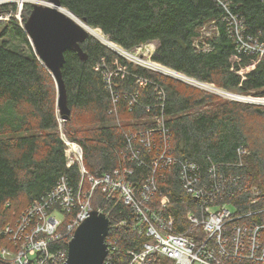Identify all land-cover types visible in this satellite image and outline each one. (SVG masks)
Returning a JSON list of instances; mask_svg holds the SVG:
<instances>
[{"label":"trees","instance_id":"trees-1","mask_svg":"<svg viewBox=\"0 0 264 264\" xmlns=\"http://www.w3.org/2000/svg\"><path fill=\"white\" fill-rule=\"evenodd\" d=\"M232 1L231 10L245 22L247 34L264 42V0ZM60 2L66 12L85 19L95 35L131 59L141 62L131 52L156 44L152 61L143 59L145 65L176 77L183 74L225 92L264 98V59L239 52L227 15L213 0ZM18 10L14 3L0 6V15H12L0 21V230L51 192L61 177L69 178L74 188L79 186L80 169L78 165L67 167L62 133L82 146L88 172L101 177L121 166L127 136L153 127L146 119L156 116L165 118L176 157L197 163L203 176L213 163L221 165L220 174L247 176L262 190L255 208H264V106L231 101L142 67L90 36L81 45L86 61L77 53H65L63 79L71 119L60 122L55 80L23 28L33 5L24 4L23 24L16 17ZM207 26L213 30L206 36ZM99 64L116 72L113 80L118 92L138 94L148 110L129 106L122 96L115 113L103 75L96 70ZM134 146L140 145L134 142ZM241 147L248 152L243 167L239 166ZM132 167L130 179L140 187L151 170ZM158 182V196L171 199L178 232L184 233L187 214L198 203L185 195L176 171L166 173L165 179L159 177ZM249 197L224 200L243 213L251 210ZM94 202V207L109 209L111 228L106 241L112 240L118 248L112 263L128 264L127 252L139 251L146 241L133 230V210L109 202L101 189ZM123 222L126 226L120 225ZM159 264L172 263L163 260Z\"/></svg>","mask_w":264,"mask_h":264},{"label":"built area","instance_id":"built-area-1","mask_svg":"<svg viewBox=\"0 0 264 264\" xmlns=\"http://www.w3.org/2000/svg\"><path fill=\"white\" fill-rule=\"evenodd\" d=\"M213 1L225 11L231 38L237 42L239 52L263 60L264 42L247 34L243 19L231 10L233 1ZM96 70L103 75L113 98L115 113L122 96L129 106L148 110L139 101L138 94L118 92L113 80L116 72L107 64H99ZM223 95L233 101L264 106V98L234 93ZM151 119L153 127L127 136V153L123 154L121 166L101 177L88 172L82 146L62 133L67 148V167L78 165L80 169L79 186L74 188L69 178L61 177L51 192L1 229L0 264H65L69 243L85 219L94 212L109 218L107 207L93 206L98 189L109 202L116 201L133 210V230L146 239L139 251L127 252L128 264H159L163 260L172 264H264V208H255L262 196L261 188L250 183L245 175L220 174V164L213 163L207 176H203L197 163L174 155L165 118L156 116ZM134 142L140 146L135 147ZM247 154L244 147L238 150L240 167H243V158ZM126 161L137 168H150L151 174L140 187L131 181L134 169ZM171 171L177 172L185 195L198 203L196 210L187 214L188 227L184 233L178 232L171 199L161 193L158 196V178L165 179L166 173ZM234 196H250L251 210L241 213L231 208L224 199ZM57 215H61L62 220ZM260 218L262 220H257ZM120 225L126 226V223ZM106 243L108 255L104 264H113L118 248L112 240Z\"/></svg>","mask_w":264,"mask_h":264},{"label":"water","instance_id":"water-1","mask_svg":"<svg viewBox=\"0 0 264 264\" xmlns=\"http://www.w3.org/2000/svg\"><path fill=\"white\" fill-rule=\"evenodd\" d=\"M48 1V5L43 3H31L33 5V10L23 28L31 42L35 54L44 63L46 69L49 70L55 80L58 94V113L60 120L62 122H67L71 119V110L68 106L67 89L63 79V68L66 63L65 53H77L82 61H86L88 57L81 45L85 43L90 36L96 39L98 38L82 24L66 15L64 13L66 9L62 6L60 0ZM70 14L87 25L85 19H80L72 12H70ZM89 28L92 29L91 27ZM98 40L114 51L100 39ZM151 69L155 70L153 68ZM155 71L160 72L158 70ZM161 73L173 77L163 72ZM183 76L200 83L185 75ZM175 79L188 83L178 78ZM188 84L193 85L192 83ZM209 91L215 94H217L215 91H220L223 94L226 93L215 87H213V90ZM252 104H254V102ZM110 228L111 221L106 215L98 212L90 214L78 228L73 240L69 243L68 260L65 264H104L108 255L106 239Z\"/></svg>","mask_w":264,"mask_h":264},{"label":"rangeland","instance_id":"rangeland-1","mask_svg":"<svg viewBox=\"0 0 264 264\" xmlns=\"http://www.w3.org/2000/svg\"><path fill=\"white\" fill-rule=\"evenodd\" d=\"M16 4L17 6H18V8H19V12H18V14L16 15V17L19 19V21H20V23L21 24H23V19H22V17H21V13H22V10H23V7H24V4H27V3H43V4H49V1L48 0H27L26 2H24V4H19L18 2H16V0H0V6H2V5H5V4ZM11 14H7V15H0V21H8L10 18H11ZM212 27V26H211ZM211 27H209V26H207L206 28H207V30H206V28L204 29V32H205V35L207 36V35H210V32L211 31H209V30H213V29H211ZM101 38V37H100ZM155 49H156V44H148V45H145V46H142V47H139V48H137L136 50H134V51H132L131 52V54H134L139 60H141V62H139V61H137V60H134V59H132L133 60V62L135 63V64H138V65H140V66H142V67H146V68H149V69H151V67H148L147 66V64L145 65L144 63H145V61L144 60H151L152 61V56L154 55V52H155ZM124 55L125 54H127V53H123ZM144 59V60H143ZM144 61V62H143ZM155 71V70H154ZM157 72V71H156ZM158 73H160V74H162L161 72H158ZM172 73V72H171ZM164 75V74H163ZM178 77H180V78H182L183 76H179V75H177ZM169 77V76H168ZM171 78H173V77H171ZM173 79H175V78H173ZM175 80H177V79H175ZM179 81V80H178ZM182 82V81H181ZM186 82H188V83H190L189 81H186ZM185 83V82H184ZM188 83H186V84H188ZM193 85L192 86H194V87H197V88H200V89H203V90H205V91H209V90H207V89H204L203 87H200V86H197L196 84H194V83H192ZM189 85H191V84H189ZM214 87V86H213ZM210 92V91H209ZM217 93V92H216ZM226 93H228L229 94V92H226ZM217 95H219V96H221V97H223V98H226V99H228V100H231L230 99V97H226L225 95H223V94H219V93H217ZM240 96H244V95H240ZM245 97H252V96H245ZM252 98H254V97H252ZM231 101H233V100H231ZM239 102H241V101H239ZM253 105H256V104H253ZM145 121V120H144ZM146 121H151V123H153L154 121L153 120H151V119H146ZM65 135V134H64ZM243 163H245L244 162V160H243ZM259 186V185H258ZM94 200H93V206H94ZM94 208H96V207H94ZM57 217H58V219L59 220H62V216L61 215H57Z\"/></svg>","mask_w":264,"mask_h":264},{"label":"bare ground","instance_id":"bare-ground-1","mask_svg":"<svg viewBox=\"0 0 264 264\" xmlns=\"http://www.w3.org/2000/svg\"><path fill=\"white\" fill-rule=\"evenodd\" d=\"M27 0H16V2H18L19 4H21V3H24V2H26ZM64 13L67 15V16H69L70 18H72V19H74L76 22H78V23H80V24H82L85 28H87L95 37H97L98 39H100L103 43H105L106 45H108L109 47H111L116 53H118V54H120V55H122V56H124V57H126V58H129L128 56H126V55H124L123 53H121V52H119L118 50H116L115 48H113L111 45H109L106 41H104L102 38H100V37H98L97 35H95L91 30H90V28H89V26H87L86 24H84V23H82L79 19L77 20L76 18H74L71 14H69L68 12H66V11H64ZM131 59V58H130ZM133 61V60H132ZM148 67H150V66H148ZM154 69V68H153ZM156 70V69H155ZM159 71V70H158ZM161 72V71H160ZM166 74V73H165ZM168 75H171V74H168ZM171 76H173V75H171ZM173 77H175V78H178V79H181V80H184V81H189L186 77H182V78H179V77H176V76H173ZM190 83H194V84H196V85H198V86H200V87H203V88H205V89H207V90H213V87H211V86H208V85H206V84H200V83H197V82H195V81H193V80H190L189 81ZM215 92H217V93H219V94H223L222 92H220V91H215Z\"/></svg>","mask_w":264,"mask_h":264},{"label":"crops","instance_id":"crops-1","mask_svg":"<svg viewBox=\"0 0 264 264\" xmlns=\"http://www.w3.org/2000/svg\"><path fill=\"white\" fill-rule=\"evenodd\" d=\"M128 59L132 61V59H130V58H128Z\"/></svg>","mask_w":264,"mask_h":264}]
</instances>
